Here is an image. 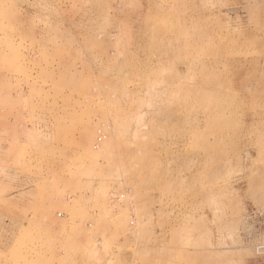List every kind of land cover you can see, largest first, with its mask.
I'll return each instance as SVG.
<instances>
[{
	"label": "rangeland",
	"instance_id": "374dc122",
	"mask_svg": "<svg viewBox=\"0 0 264 264\" xmlns=\"http://www.w3.org/2000/svg\"><path fill=\"white\" fill-rule=\"evenodd\" d=\"M263 155L264 0H0V264H264Z\"/></svg>",
	"mask_w": 264,
	"mask_h": 264
},
{
	"label": "bare ground",
	"instance_id": "6f19581e",
	"mask_svg": "<svg viewBox=\"0 0 264 264\" xmlns=\"http://www.w3.org/2000/svg\"><path fill=\"white\" fill-rule=\"evenodd\" d=\"M186 61V60H185ZM186 81V80H185ZM259 116V115H258ZM252 127V126H251ZM188 131V130H187ZM244 145V144H243ZM202 152V151H201ZM227 155V154H226ZM236 155V154H235ZM169 156V155H168ZM264 156V155H263ZM242 159V158H241ZM253 167H255V165L253 166ZM256 169V168H255ZM252 170V169H251ZM257 171V170H256ZM162 172V171H161ZM259 173H261V172H259ZM162 178V177H161ZM178 179V178H177ZM180 180V179H179ZM171 181V180H170ZM174 189V188H173ZM179 189V188H178ZM185 194V193H184ZM214 218V217H213ZM215 219V218H214ZM196 221V220H195ZM218 228V227H217ZM217 230V229H216ZM218 230H220V229H218ZM224 231H225V229H224ZM215 232H217V231H215Z\"/></svg>",
	"mask_w": 264,
	"mask_h": 264
}]
</instances>
